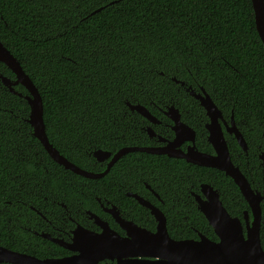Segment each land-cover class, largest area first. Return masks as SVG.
I'll return each instance as SVG.
<instances>
[{
  "label": "trees",
  "instance_id": "16d2710c",
  "mask_svg": "<svg viewBox=\"0 0 264 264\" xmlns=\"http://www.w3.org/2000/svg\"><path fill=\"white\" fill-rule=\"evenodd\" d=\"M0 40L41 94L49 141L79 167L103 172L95 151L154 144L141 131L145 118L128 102L158 117L174 105L196 131L197 148L214 152L200 121L205 110L186 91L204 88L227 123L233 116L248 144L243 151L225 131L232 161L264 194V43L252 0H0ZM3 77L16 80L0 62V236L5 211L20 207L21 200L28 206L30 192L43 197L49 182L84 206L85 199L93 212L96 197L132 201L136 213L125 206L123 215L155 231L149 210L125 196L128 190L147 196V184L164 200L159 207L176 240L202 233L218 241L192 194L201 193V184L219 191L232 216L243 220L250 211L225 172L185 159L132 152L99 179L66 170L34 136L28 101L12 93ZM14 90L28 95L21 84ZM262 216L264 246V201Z\"/></svg>",
  "mask_w": 264,
  "mask_h": 264
},
{
  "label": "water",
  "instance_id": "95a60500",
  "mask_svg": "<svg viewBox=\"0 0 264 264\" xmlns=\"http://www.w3.org/2000/svg\"><path fill=\"white\" fill-rule=\"evenodd\" d=\"M252 2L257 31L264 43V0H252ZM100 10L93 12V14ZM0 62L6 64L16 76L15 81L3 77L4 85L12 93L18 94L28 101L30 106L28 122L33 128L34 136L42 143L51 158L64 166L66 170L88 179H99L106 176L112 166L126 154L144 152L167 155L170 158L185 159L195 165L212 167L225 172L239 187L250 207L252 219L250 220L249 211H246L244 226L239 217L232 216L228 212L217 189L211 184H201V193L193 192L192 194L199 210L204 214L210 226L213 227L219 240H211L202 233H199V239L176 240L169 234L167 217L161 209L137 194H129L134 196L142 206L150 209L151 215L157 222L156 231H150L133 221L122 218L115 209L109 210L120 227L127 233L126 236H121L118 232L113 231L107 222H103L96 215H92L95 223L101 226L103 231L101 233L82 232L78 228L75 231L74 243L69 248L78 251L79 254L67 260H53L51 261L52 264H98L105 259L117 260V264H264V247L261 242L264 194L252 188L248 178L232 161L225 131L236 138L243 151H248V144L236 126L233 116L231 122L227 123L222 111L204 88H201V92H197L191 87H187L186 91L200 102L210 118V123L207 124L208 141L215 154L203 153L196 149L194 129L181 120L179 109L171 105L167 109L166 115L174 121V141L165 147H124L114 155L110 151L97 150L94 152V157L98 161L109 159L112 155L113 157L103 172L96 173L69 161L51 144L46 132L41 94L30 76L23 70L19 60L1 40ZM174 81L182 86L185 85V82H180L176 78ZM18 84L27 89L28 95L24 96L14 90V86ZM127 104L131 111L139 113L151 122H156L155 117L147 107L129 102ZM148 133L151 137L155 135L152 128L148 129ZM186 141L191 144L185 152L180 146ZM3 262L50 264V261H41L24 254L14 253L0 246V263Z\"/></svg>",
  "mask_w": 264,
  "mask_h": 264
},
{
  "label": "flooded vegetation",
  "instance_id": "af4514ba",
  "mask_svg": "<svg viewBox=\"0 0 264 264\" xmlns=\"http://www.w3.org/2000/svg\"><path fill=\"white\" fill-rule=\"evenodd\" d=\"M190 108H192L193 110L198 109L189 106V111L192 110H190ZM167 109H169V106L163 110L165 118L164 116L158 117L152 114L155 117L156 122H151L145 118L147 123L142 127L141 131L145 129L147 134H149L148 129L152 128L155 132V135L153 137L150 136V138L153 139L154 143L150 147H165L175 139V131L173 130L174 121L166 115ZM205 114L206 116L202 117L200 121L208 132L207 124L210 123V118L207 116L206 111ZM189 115L191 119L196 118L195 114L190 113ZM184 123L187 124L186 122ZM188 126L194 129L192 126ZM171 133H173V135ZM208 136L209 132L207 134V141ZM190 144V142L186 141L181 144L180 148L186 152ZM203 148L206 149V147ZM196 149L203 153L215 154V151L208 152L205 150H199L197 146ZM112 153L114 155L116 152ZM113 155L111 156V158L104 161H97L100 163V166L105 167L106 169ZM65 180H72V178L66 177ZM49 186L50 190L46 191L50 193L47 194V192H45L43 197L38 193V191L30 192L29 195L32 196V198L28 199V201L30 202L28 206L23 200H21L22 205L20 207L15 208V210L8 208L5 211L4 231L0 236L1 241L4 242L5 245L0 244L1 247H4L8 251L24 254L41 261H50V264H52L51 261L53 260H67L68 258L79 254L78 251L69 248L74 243L75 231L78 228H80L82 232L88 231L92 233H101L103 231V228L95 223V219L94 217H92V215H96L103 222H107L110 228L113 231L118 232L121 236L127 235L125 230L120 227L119 223L116 221L115 217L109 210L115 209L120 213V216L122 218L133 221L123 215V213L127 214V211L129 210L133 214L136 213L137 206L132 201H126L125 204L120 197L116 198V200L115 198L114 200H112L108 198L103 199L96 197L95 201L98 202V207L97 212H93L87 208V202L85 199V202L83 201L85 204L84 206L82 202L73 200L68 192L64 189V187L56 190L51 182H49ZM145 186L148 190L147 196L140 195L137 192L129 190L125 193V196L128 199H132L133 201L141 205L134 196L129 195L137 194L160 209L159 204H163L164 200L160 197V195H157V193L151 188V186L147 184ZM11 204L12 202L8 201V206ZM125 206L129 210H126ZM148 210L151 214L150 209ZM249 214L251 220V211H249ZM142 215H146V213L142 211ZM242 223L245 226L244 219L242 220ZM0 264L13 263L3 262ZM98 264H117V260L105 259L100 261Z\"/></svg>",
  "mask_w": 264,
  "mask_h": 264
}]
</instances>
